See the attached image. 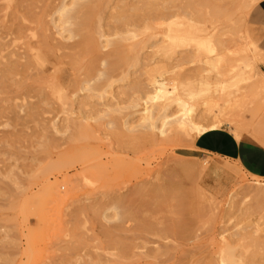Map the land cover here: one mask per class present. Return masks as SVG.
<instances>
[{"label":"rangeland","instance_id":"1","mask_svg":"<svg viewBox=\"0 0 264 264\" xmlns=\"http://www.w3.org/2000/svg\"><path fill=\"white\" fill-rule=\"evenodd\" d=\"M261 1L0 0V264H264Z\"/></svg>","mask_w":264,"mask_h":264},{"label":"crops","instance_id":"2","mask_svg":"<svg viewBox=\"0 0 264 264\" xmlns=\"http://www.w3.org/2000/svg\"><path fill=\"white\" fill-rule=\"evenodd\" d=\"M254 7L249 23L257 35L260 51L264 52V0ZM195 148L239 161L250 173L264 178V146L251 138L243 136L237 140L227 130H210L196 139Z\"/></svg>","mask_w":264,"mask_h":264},{"label":"bare ground","instance_id":"3","mask_svg":"<svg viewBox=\"0 0 264 264\" xmlns=\"http://www.w3.org/2000/svg\"><path fill=\"white\" fill-rule=\"evenodd\" d=\"M221 1H223V0H221ZM224 1H227V0H224ZM260 1V0H259ZM250 2H251V0H250ZM224 3V2H223ZM226 3H228V2H226ZM254 5V4H253ZM250 6H252V5H250ZM222 9V8H221ZM171 11H173V10H171ZM220 11V10H219ZM175 12V11H174ZM173 13V12H172ZM172 13L170 14V12H169V14L170 15H172ZM168 14V15H169ZM25 60V59H24ZM23 67V66H22ZM232 68V67H231ZM230 68V69H231ZM229 69V70H230ZM233 69V68H232ZM231 69V70H232ZM230 70V71H231ZM234 70V69H233ZM232 70V71H233ZM231 71V72H232ZM235 71V70H234ZM234 71L231 73V74H233L234 73ZM221 73V72H220ZM230 74V75H231ZM248 74V73H247ZM229 75V76H230ZM218 76H220V77H222L221 75H219V73H218ZM232 76V75H231ZM248 76V75H247ZM227 78V77H226ZM231 79V78H230ZM223 81H221L220 82V84L222 83ZM224 84V83H223ZM164 85H166V84H164ZM164 91H167V90H164ZM190 92V91H189ZM187 95V94H186ZM189 95V94H188ZM191 95V94H190ZM175 97V99H176V97H177V95L176 96H174ZM173 97V98H174ZM189 97V96H188ZM191 97V96H190ZM193 97V96H192ZM173 98H172V101L171 102H173V103H175V104H173L172 103V105L171 106H175V105H177L178 106V109H180V111H182L183 112V114L184 115H189V112H191L192 111V109H193V106L190 104V103H187L188 102V100H187V102H184L183 100H181L182 98H180V97H178V99L176 100V102L178 103V104H176V102H174L173 101ZM171 99V98H170ZM174 99V100H175ZM184 99V98H183ZM193 99V98H192ZM220 99V98H219ZM191 100V99H190ZM211 102H213V101H211ZM215 102V101H214ZM217 103V102H216ZM171 104V103H170ZM170 104H168L167 105V107H166V111H164V110H161V108L160 107H158V106H156L158 109H156L155 111H154V109H150V108H143L142 110H141V113L140 112H138V113H140V114H142V116L144 115V116H146L147 114H151L152 116L154 115V114H157V117H160V116H162L161 117V120L163 119V120H166V119H168V118H170L171 116L170 115H167V108H168V111H169V105ZM212 104V103H211ZM170 106V107H171ZM209 106V108H210V104L208 105ZM162 108H164V107H162ZM216 108V107H215ZM182 112H180V113H182ZM212 113H213V111H211ZM153 113V114H152ZM212 113L210 114V116L212 115ZM206 115H208L207 113H206ZM222 115V114H221ZM143 116V117H144ZM156 116V115H155ZM176 116H178V115H176ZM205 116V114H202V116L201 117H204ZM217 115H215V117H216ZM220 116V115H219ZM177 118V117H176ZM207 117H204L203 119H206ZM220 118H222V117H220ZM219 118V119H220ZM160 119V118H159ZM207 119H210V118H207ZM212 119V118H211ZM217 119V118H216ZM171 120H172V118H171ZM175 120V119H174ZM176 121V123L177 124H179L180 126H185L186 124H189V126L191 127V128H193V129H195L196 131H197V133L198 134H204L205 132H207L208 130H216L217 129V126L216 125H214V124H212V126H210V128H205V127H202V126H200V125H198V124H196L195 122H193V120H190V119H182V120H180V119H178V120H175ZM215 121V120H214ZM165 122V121H164ZM171 122V121H170ZM218 122V121H217ZM221 122V121H220ZM142 123V122H141ZM141 123H140V125H141ZM145 123H143V125H144ZM164 124V123H163ZM218 126H219V124H218ZM138 127V126H137ZM151 127V126H150ZM152 127H154V126H152ZM206 127H208V126H206ZM135 128V127H134ZM133 128V129H134ZM147 129V128H146ZM151 128H149V130H150ZM157 130L156 132H159V134L161 135V136H163L164 135V131H163V129H161V128H158L156 125H155V128H154V130ZM165 129V128H164ZM236 132V131H235ZM239 132V131H238ZM241 132V131H240ZM239 132V133H240ZM242 133V132H241ZM157 134V133H156ZM152 135V134H151ZM240 136V135H239ZM238 135H237V137H239ZM241 137V136H240ZM239 137V138H240ZM261 144V143H260ZM166 151V150H165ZM194 160H195V158H194ZM193 161V160H192ZM202 162V161H201ZM203 163V162H202ZM206 164V163H205ZM208 165V164H207ZM200 169V168H199ZM251 188V187H250ZM249 187H248V189H250ZM257 189V188H256ZM133 190V189H132ZM137 190H138V188H137ZM263 189H261L260 191H262ZM155 191V190H154ZM244 191V190H243ZM245 191H248V190H246L245 189ZM157 192V191H156ZM249 192H252V191H249ZM248 192V193H249ZM256 192V191H255ZM259 192V191H258ZM170 194V193H169ZM250 194V193H249ZM246 195H248L247 193H246ZM157 196H159V195H157ZM260 196V195H259ZM132 197V196H131ZM255 197V196H254ZM258 197V196H257ZM261 197V196H260ZM169 198V197H168ZM256 198V197H255ZM173 201V200H172ZM246 202V201H245ZM174 207V206H173ZM179 211V210H178ZM189 224V223H188ZM191 224V223H190ZM192 224H193V222H192ZM193 226V225H192ZM154 228V227H153ZM183 228V227H182ZM200 228V227H199ZM191 229H193V228H191V227H189V230H191ZM195 229V228H194ZM192 231H194V230H192ZM188 232H190V231H188V229H187V232H186V234H188ZM195 233H196V230L194 231ZM182 233V232H181ZM190 233H193V232H190ZM192 235H194V233L192 234ZM191 235V236H192ZM196 235V234H195ZM187 236V235H186ZM189 237V236H188ZM187 237V238H188ZM198 236H196V238H197ZM186 238V239H187ZM190 239H194V238H190ZM198 239V238H197ZM183 240V239H182ZM162 247V246H161ZM191 252V251H190Z\"/></svg>","mask_w":264,"mask_h":264}]
</instances>
